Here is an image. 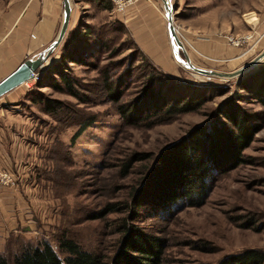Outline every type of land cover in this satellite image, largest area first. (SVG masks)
Returning <instances> with one entry per match:
<instances>
[{
    "label": "rangeland",
    "instance_id": "rangeland-1",
    "mask_svg": "<svg viewBox=\"0 0 264 264\" xmlns=\"http://www.w3.org/2000/svg\"><path fill=\"white\" fill-rule=\"evenodd\" d=\"M139 2L151 5L166 23L161 0H137L126 8ZM170 2L176 6L174 25L177 34L197 66L232 71L264 48V33L258 32L257 28L251 29V23L256 21V13H251L252 0ZM100 7L84 1V5L78 6L79 16L71 21V29L79 21L95 26L109 25L112 29L108 34L110 47L124 48L111 58L107 56L108 52L100 53L93 60L98 67L131 53L130 43L134 41L124 22L117 18L126 8L117 12L113 5L110 10ZM121 26L126 30H119ZM245 36L248 38L242 39ZM213 40L223 41L227 48L236 50L235 54L232 57L227 54L209 57L201 48L194 46V41L209 44ZM236 40L241 41L235 45ZM171 56L179 67L178 75L173 78L190 87L213 90L209 100L199 109L176 114L151 125V120L128 124L117 111L118 103L130 101L139 93V75L128 81L120 101L115 103L103 89L98 69L93 65L70 63L69 66L70 74L82 84L86 102L42 86L37 89L64 104L63 109L49 114L26 95L35 88L38 76L53 62L47 63V60L35 78L19 86L26 88L19 101L0 103L3 108L26 115L39 133L37 139L40 142L44 139V145H48L46 155L49 159L45 161L44 172L49 180L45 184L50 188L47 197L51 201L49 204L48 200L47 205L52 211L46 219L49 214L56 217L43 220L38 225L39 229L27 235H12L0 248V253L10 256L20 239L31 242L45 239L57 250L55 237L65 231L83 248L103 255L107 260L115 250L124 218L128 223L165 239L161 264H216L225 255L245 248L264 249V106L238 85L241 79L251 80V86L257 84L259 67L264 64V59L248 72L225 80L197 75L184 67L173 51ZM231 96L238 99L237 103L251 114L255 122L261 123V127L243 150L242 162L232 170L212 177L208 196L202 204L188 206L180 201L167 213L160 214L146 207L139 210L134 220L128 219L126 212L109 213L102 219L87 218L109 201H127L130 190L139 186L155 156L192 127L212 120L217 106ZM91 119V123L72 142L80 125ZM135 151L150 152L153 156L137 162L131 173L121 176L122 163Z\"/></svg>",
    "mask_w": 264,
    "mask_h": 264
},
{
    "label": "trees",
    "instance_id": "trees-1",
    "mask_svg": "<svg viewBox=\"0 0 264 264\" xmlns=\"http://www.w3.org/2000/svg\"><path fill=\"white\" fill-rule=\"evenodd\" d=\"M86 1L102 9L110 10L112 7L109 0ZM119 30L126 29L121 26ZM111 31L109 25L95 26L79 21L68 32L59 50V58L38 76L35 88L26 95L49 114L63 109L64 104L37 89L42 86L86 102L87 98L81 91L82 84L70 74V63H75L97 68L103 89L115 103L120 101L128 81L139 75L141 87L137 96L117 105L120 118L128 124L151 120V125L176 114L195 111L209 100L213 89L190 87L161 71L134 41L130 43L133 49L128 55L101 67L94 65L93 60L100 53L108 52L107 56L111 58L124 49L120 46L110 47L108 34ZM259 70L257 84L251 86V80L241 79L238 85L253 94L257 102L264 106V64ZM237 100L232 96L224 100L217 106L212 120L192 127L164 147L151 166L146 168L139 186L130 190L127 201H109L87 218L102 219L109 213L126 212L128 219L134 220L139 210L146 207L160 214L167 213L180 201L188 206L202 204L208 196L212 177L224 174L242 162L243 150L261 127V123L255 122ZM91 121L80 125L72 142ZM152 156L150 152L131 153L121 165V176L131 173L137 162L149 160ZM131 224L126 218L123 219L121 235L107 260L103 255L83 248L77 240L62 231L55 237L57 250L45 239L37 242L20 239L10 256L0 253V264H161L165 239ZM216 264H264V249L245 248L225 255Z\"/></svg>",
    "mask_w": 264,
    "mask_h": 264
},
{
    "label": "crops",
    "instance_id": "crops-1",
    "mask_svg": "<svg viewBox=\"0 0 264 264\" xmlns=\"http://www.w3.org/2000/svg\"><path fill=\"white\" fill-rule=\"evenodd\" d=\"M74 1L71 0L66 35L47 63L59 58V50L68 32L74 28L71 29V21L79 16L78 6L84 5L86 0ZM251 9V13H256L251 29L257 28L258 32L264 33V0H252ZM62 14V0L0 1V80L55 39ZM117 18L124 22L134 42L157 68L168 75H178L179 67L172 60L166 23L151 5L139 2L126 8ZM194 42V46L201 48L209 57L224 54L232 57L236 52L227 48L223 41L213 40L209 44ZM16 88L3 95L0 103L19 101L26 88ZM3 107L0 105V168L10 171L16 184L0 192V248L10 236L19 233L27 235L39 229L38 225L43 220L49 221L50 217L56 219L51 214L46 219L52 211L47 205V201L49 204L51 201L47 197L50 188L45 184L49 180L44 172L45 161L49 159L46 155L48 145H44V139L41 142L37 139L39 133L26 115Z\"/></svg>",
    "mask_w": 264,
    "mask_h": 264
},
{
    "label": "water",
    "instance_id": "water-1",
    "mask_svg": "<svg viewBox=\"0 0 264 264\" xmlns=\"http://www.w3.org/2000/svg\"><path fill=\"white\" fill-rule=\"evenodd\" d=\"M161 1L165 11L164 17L166 20V29L171 49L174 52L176 59L184 67L191 70L193 73L197 75H202L207 78L217 77L220 79L230 80L253 69L264 59L263 48L252 59L232 71H219L215 69H207L197 66L191 61L183 42L180 40L177 34V29L174 25V11L176 9V6L173 5L170 0ZM62 4V21L55 39L45 49L40 51L36 56L28 57L23 60L13 71H11L9 74H7L0 80V97H2L4 94L8 93L12 89L35 78L36 72L42 70L41 68L44 63L50 58L52 52L60 45L66 35L69 26L71 14V0H62Z\"/></svg>",
    "mask_w": 264,
    "mask_h": 264
},
{
    "label": "built area",
    "instance_id": "built-area-1",
    "mask_svg": "<svg viewBox=\"0 0 264 264\" xmlns=\"http://www.w3.org/2000/svg\"><path fill=\"white\" fill-rule=\"evenodd\" d=\"M111 2V4L113 5V9L114 11L117 12H121L123 11L126 7H128L129 5L135 3L137 0H109ZM248 38L247 36L243 37L242 39H246ZM241 40H236L234 43L235 45L237 43H239ZM27 83V82H26ZM25 83V84H26ZM15 178L14 175L6 170V169H1L0 168V192L3 188L6 187H12L15 186L16 182H15Z\"/></svg>",
    "mask_w": 264,
    "mask_h": 264
}]
</instances>
